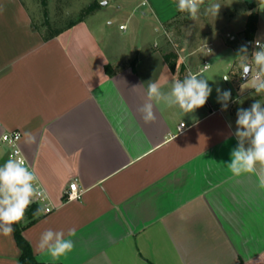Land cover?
Here are the masks:
<instances>
[{"label":"crops","instance_id":"1","mask_svg":"<svg viewBox=\"0 0 264 264\" xmlns=\"http://www.w3.org/2000/svg\"><path fill=\"white\" fill-rule=\"evenodd\" d=\"M116 2L118 9L129 10L117 25L119 34L105 27L112 22L90 23L101 6L45 39L22 0H0V136L21 134L20 149L52 206L44 212L32 204L17 223L35 260L264 264V190L254 175L235 177L227 167L237 146L231 135L236 101L251 90L240 76L239 50L230 51V42L247 45L249 59L258 50L253 42L264 43V0L252 9L257 21L250 39L243 34L249 8L240 12V21L223 14L218 25L210 18L200 22L201 30L182 35L173 71L163 48L168 44L164 24L181 13L177 0L168 5L146 0L142 7L139 0ZM136 11L140 18H134ZM138 35L144 41L134 44ZM192 43L195 47L187 49ZM131 56L134 61L121 65ZM209 61L216 65L212 77L225 72L231 80V87L217 84L234 90L226 111L211 93L194 112L160 104L154 108L156 122H143L137 109L149 81L167 92L185 71L199 75L209 70ZM204 62L208 67L198 72ZM105 64L112 66V75ZM136 86L141 87L131 90ZM26 131L36 135V143H25ZM8 159L3 146L0 165ZM72 180L81 196L65 200ZM37 209L41 212L34 215ZM49 228L64 231L75 243L73 251L58 260L42 252L39 239ZM72 228L76 234L68 237ZM20 253L14 231L0 234V264H22Z\"/></svg>","mask_w":264,"mask_h":264},{"label":"clouds","instance_id":"2","mask_svg":"<svg viewBox=\"0 0 264 264\" xmlns=\"http://www.w3.org/2000/svg\"><path fill=\"white\" fill-rule=\"evenodd\" d=\"M205 0H177V9L188 14L193 21L199 18L201 6ZM101 6L106 0H100ZM221 4L211 0L204 9L206 15L216 17L219 14ZM111 23V21H108ZM256 49L252 52L251 59L248 56L247 45L240 48L241 78L250 82L251 89L257 95L264 94V43L255 40ZM225 81L229 80L227 77ZM208 79L202 75L188 73L183 80L174 79L169 91L162 90L161 85L155 81H149L145 93L144 102L137 111L145 124L156 122L155 106L164 104L168 107H178L185 114L194 112L203 107L212 88ZM141 86L133 87L135 91ZM243 90V89H242ZM217 100L221 104V110L226 111L231 100V91L216 89ZM231 128V124L228 125ZM237 146L231 151V162L228 169L235 177L244 174H252L257 178L258 188L264 190V104L260 100L254 101L247 109L237 110L236 129L231 133ZM26 144L37 142L36 135L31 131L23 133ZM20 139L17 134V140ZM19 157V158H17ZM47 193L42 188L34 169L27 165L26 158L20 153L0 165V234L8 236L13 232V225L25 219L28 208L39 199H46ZM40 209L34 215H39ZM75 229H69L68 237L75 236ZM75 243L72 239L65 238V232L46 229L41 233L38 248L46 252L53 260H58L72 252Z\"/></svg>","mask_w":264,"mask_h":264},{"label":"rangeland","instance_id":"3","mask_svg":"<svg viewBox=\"0 0 264 264\" xmlns=\"http://www.w3.org/2000/svg\"><path fill=\"white\" fill-rule=\"evenodd\" d=\"M26 8L28 9L30 16L34 25L42 32H45L47 27L44 25V21H49L50 25L54 28H60L65 25L67 21L70 19H76L80 13V11L85 8L91 2H98V8L101 7L100 0H22ZM107 4H105L100 11L95 12L93 17H90V23H92L93 27H96L97 24L101 21H111L110 25H105L107 30L111 32H116L119 34L120 31L117 30V25L119 22L124 21L125 16L128 15V9L126 8H119L117 6L116 0H106ZM136 2L138 0H135ZM140 1V0H139ZM162 2L171 3V0H159ZM211 0H205L204 5L201 6V10L199 13V18L195 21L191 20L187 13L181 12L173 21L169 22L168 24H164V29L166 31V41L167 46L163 47L164 51L168 54V58L171 61H176V54L178 53L179 49L184 45V41L182 40V35L188 34L192 30L197 31L203 28L200 22H209L210 18L213 19L212 23L214 25H218L219 20L223 17V14H229V16L235 15L236 21H240V12L247 10L248 3H252L253 5L256 4L257 0H215L221 4L219 14L214 18L211 15H206L204 9L208 7ZM139 10V9H136ZM134 18H140V11L133 13ZM91 15V14H89ZM87 15V16H89ZM86 16V17H87ZM217 23V24H216ZM121 34V33H120ZM121 36V35H120ZM148 37V36H147ZM121 39V38H120ZM144 41V37L138 35L137 37L133 38V43H141ZM151 42V40H150ZM237 39L231 41V49L232 50H240L242 46L245 44L239 43L237 45ZM217 46V45H215ZM215 46L213 48H215ZM194 43L188 44L186 46L187 49L194 48ZM163 51V50H162ZM228 51V52H230ZM230 55V54H229ZM208 55L207 57H209ZM231 56H228L226 61L230 60ZM250 57V56H249ZM135 58L131 56L121 65L127 63L130 64L131 61H134ZM209 70L203 71L199 75L207 78L209 81V86L212 88V95H217L216 89L217 84L220 83L222 86L228 85L231 87V80L229 78L228 73H218L217 78L215 76L212 77V72L215 71V66H212V63L209 61ZM185 71V76H186ZM211 76V77H210ZM215 77V79H214ZM227 77L229 80L225 81L224 78ZM184 78V77H183ZM218 80L219 82H214ZM250 85V82L248 83ZM232 93L234 90L230 89ZM260 100L262 104H264V94L257 95L254 89L247 91L240 100L236 101V104L239 108H245L247 106H251V104L256 101Z\"/></svg>","mask_w":264,"mask_h":264},{"label":"trees","instance_id":"4","mask_svg":"<svg viewBox=\"0 0 264 264\" xmlns=\"http://www.w3.org/2000/svg\"><path fill=\"white\" fill-rule=\"evenodd\" d=\"M254 5L250 2L248 3V8L252 10ZM98 9V2L94 1L89 3L85 8H83L78 17L76 19H70L65 23L64 26L60 28H54L50 25L49 21H44V25L47 27L45 32H42L43 38L48 39L50 37L55 36L59 32L63 31L64 29H67L74 25L76 22L83 20L87 15L92 14L94 11ZM256 21H257V14L255 11H251L246 20L245 28L243 30V34L246 37V39H250L254 33L255 27H256ZM168 58V56H166ZM170 69L173 71L175 68V62L168 60ZM104 70L106 74L112 75L113 74V68L110 64H105ZM35 205H31L29 208H33ZM13 231H14V237L16 240V243L18 244L20 248V262L22 264H38V262L35 260L34 255L32 253V250L30 248V245L28 242L23 238L21 234V227L18 224L13 225Z\"/></svg>","mask_w":264,"mask_h":264},{"label":"built area","instance_id":"5","mask_svg":"<svg viewBox=\"0 0 264 264\" xmlns=\"http://www.w3.org/2000/svg\"><path fill=\"white\" fill-rule=\"evenodd\" d=\"M146 4H147L146 0H140L138 3V5L141 7L145 6ZM123 27H124L123 25L119 26V28H123ZM207 51H208V49H207ZM207 67H208L207 62H204V64L201 66V68L199 69L198 72L205 70ZM193 74H196V73H193ZM183 125L184 124L181 122L179 124V127H183ZM17 134H19L20 139H21V134L18 131L4 132L0 136V149L3 146H6L8 148L9 157H16V154L20 153L25 158V156L23 155V153L20 149V139L17 140ZM17 158H19V157H17ZM26 162H27V165L30 166V168L32 169V167L29 164V162L27 161V159H26ZM81 193L82 192H81V190H79V188L76 184V181L72 180L71 182H69L67 188L64 190V199L65 200L78 199V198H80ZM33 204H37L38 206H41L44 212H50L52 210V206L49 202L48 196L46 199H39V200L35 201Z\"/></svg>","mask_w":264,"mask_h":264},{"label":"water","instance_id":"6","mask_svg":"<svg viewBox=\"0 0 264 264\" xmlns=\"http://www.w3.org/2000/svg\"><path fill=\"white\" fill-rule=\"evenodd\" d=\"M245 80V79H244Z\"/></svg>","mask_w":264,"mask_h":264}]
</instances>
